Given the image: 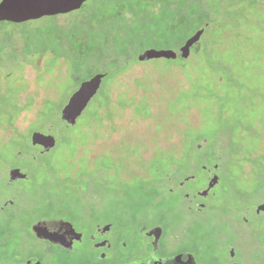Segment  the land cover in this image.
<instances>
[{"label": "rangeland", "instance_id": "obj_1", "mask_svg": "<svg viewBox=\"0 0 264 264\" xmlns=\"http://www.w3.org/2000/svg\"><path fill=\"white\" fill-rule=\"evenodd\" d=\"M95 1L113 13L156 0ZM200 1L204 33L187 59L134 55L117 64L68 127L57 117L83 80L62 36L81 8L0 22V176L11 165L29 174L15 186L27 204L17 221L6 230L0 214V264L3 248L14 249L12 240L26 239L29 224L49 215L78 229L92 217L128 228L159 223L175 235L169 249L197 264H264V212H255L264 202V0ZM30 4L38 9V0ZM137 23L110 22L111 37L135 42ZM33 131L54 135L55 147L38 153ZM215 164L218 182L202 198V167ZM12 193L0 184V202ZM198 203L206 207L198 211Z\"/></svg>", "mask_w": 264, "mask_h": 264}, {"label": "flooded vegetation", "instance_id": "obj_2", "mask_svg": "<svg viewBox=\"0 0 264 264\" xmlns=\"http://www.w3.org/2000/svg\"><path fill=\"white\" fill-rule=\"evenodd\" d=\"M28 2L29 0H0V22L23 24L31 20L24 19L29 9L26 7ZM13 9H16L17 12H14ZM44 16L55 18L59 17L60 13ZM21 38L22 42L26 40L23 35ZM34 147H37L38 153L42 152L41 146ZM215 165L211 169L202 167V170L207 172L206 186L213 176H218L219 165ZM12 168H19L26 174V177L10 180L9 171ZM24 171L17 165H11L0 176V184L14 190V193L3 198L0 202V214L4 219L6 230L17 221L19 209L25 208L27 205L20 200V189L18 191V188H15L18 182L29 179V174ZM193 178L191 173L185 179L183 178L180 184ZM169 191L173 190L170 188ZM183 197L188 200L190 192L183 193ZM201 197L206 198L207 195ZM204 207H206L204 203H198L196 210L201 211ZM128 217L134 219L135 216ZM243 219L246 221L245 218ZM38 223H40L39 233L34 228V225ZM125 225L119 224L112 218L96 220L92 217L88 220L86 228L78 229L72 221L65 217L41 216L29 224L26 229V239L16 237L11 242L14 249L3 248L5 264H131L140 260L164 259L181 254L169 249V243L175 239V235L168 234L163 225L140 223L136 228H128ZM156 227L160 229L154 230ZM234 254V252L233 254L229 253L230 259L234 257ZM228 264L240 263L231 261Z\"/></svg>", "mask_w": 264, "mask_h": 264}, {"label": "trees", "instance_id": "obj_3", "mask_svg": "<svg viewBox=\"0 0 264 264\" xmlns=\"http://www.w3.org/2000/svg\"><path fill=\"white\" fill-rule=\"evenodd\" d=\"M201 5L200 0H156L111 13L107 5L101 7L95 0L87 1L67 19L71 27L63 33L62 52L79 80L97 72L108 76L111 71H118L117 64L146 48H174L181 44L192 29L202 27V16L207 12ZM132 18L140 28V36L135 42L124 43L120 37H111L110 22L129 29ZM57 119L62 126L68 127ZM260 176L264 177V170L260 171ZM168 179L167 175L163 178L164 181ZM153 182L161 184L156 180Z\"/></svg>", "mask_w": 264, "mask_h": 264}, {"label": "water", "instance_id": "obj_4", "mask_svg": "<svg viewBox=\"0 0 264 264\" xmlns=\"http://www.w3.org/2000/svg\"><path fill=\"white\" fill-rule=\"evenodd\" d=\"M28 2V13L25 14L24 19H32L35 17H41L44 15H52L56 13H65L66 11L72 12L74 9L80 8L83 3L88 0H38V9ZM37 1V0H36ZM35 5V4H33ZM21 9V8H20ZM17 12L16 9H13ZM204 33V27L196 29L191 33L180 45L179 51H175L171 48H153L149 47L138 54L136 59L140 62H146L152 59H166L175 60L180 57L181 59H187L190 55L191 48L197 44ZM106 73L97 72L83 81H81L78 87L69 96L65 105L61 108L59 117L68 126H74L77 119L81 116L89 102L99 91L102 81L105 78ZM30 143L32 146H41L42 152H48L55 147L57 141L54 135L50 133H43L40 131H33L30 135ZM217 167L216 165L214 166ZM26 174L21 172L19 168H12L9 171V179L25 178ZM218 182V176H213L206 188L198 191L197 195L206 196L208 191L214 187ZM182 184V183H181ZM255 212L258 214L264 212V202L258 204L255 208ZM37 233L40 231V223L34 225ZM160 229L156 227L154 230ZM233 254V250L230 252ZM131 264H196L195 257L190 253H181L174 256H170L164 259H146L133 262Z\"/></svg>", "mask_w": 264, "mask_h": 264}]
</instances>
